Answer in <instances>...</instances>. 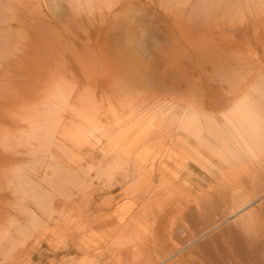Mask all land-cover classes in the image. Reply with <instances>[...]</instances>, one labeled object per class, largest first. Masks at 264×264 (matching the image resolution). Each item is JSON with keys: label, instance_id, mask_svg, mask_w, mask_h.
Wrapping results in <instances>:
<instances>
[{"label": "rangeland", "instance_id": "obj_1", "mask_svg": "<svg viewBox=\"0 0 264 264\" xmlns=\"http://www.w3.org/2000/svg\"><path fill=\"white\" fill-rule=\"evenodd\" d=\"M222 2L244 13L237 0ZM190 4L201 11L200 0H141L116 35L89 5L91 35L83 39L119 83L69 77L70 98L56 105L51 127L24 133L20 159L7 152L0 264H264V25L255 38L237 15L212 40L218 31L167 18ZM170 35L185 70L167 67L178 86L165 87L157 56ZM129 61L153 63L148 83L125 79ZM198 119L229 129L223 157L193 136Z\"/></svg>", "mask_w": 264, "mask_h": 264}, {"label": "bare ground", "instance_id": "obj_2", "mask_svg": "<svg viewBox=\"0 0 264 264\" xmlns=\"http://www.w3.org/2000/svg\"><path fill=\"white\" fill-rule=\"evenodd\" d=\"M75 1L77 2L78 0ZM104 1L108 2L105 3ZM145 1L147 2L148 0ZM200 1L201 4L198 6L201 7V11H194L190 4L178 11H167V18L170 19L174 24H180L186 18L190 21L193 20L194 22L200 24L199 26L202 29L210 33L211 31L212 33L218 31L221 26L225 27L230 25L232 19H238L235 18L237 15L239 16V11L236 10L237 8L231 7L226 3L224 4L222 0ZM237 1L239 2L238 9H242L244 13H246L245 17L243 15L244 13L241 11L243 14L239 16L240 20L243 21L242 23L245 22L253 25L252 29L257 31L254 37L258 38L260 36L261 26L264 25V0ZM83 2H86L92 6L98 5V8L100 9V11L98 10L99 17L102 23H104L108 28V34L116 35L114 34L117 32H115V30H118V28L121 29L120 24L116 23L120 21L128 22V24L125 23L126 25L133 23L132 18L135 16L132 12L133 8L136 4H140L141 0H83ZM77 3L79 4V2ZM75 4L76 3H74L72 0H0V28L6 24H9L5 31H0L1 193H3L5 190L3 189V186L4 188L7 187L5 186L7 184H5V181L9 180L7 179V169L5 166L7 165L5 163H9L6 159L8 156L7 152L10 153L14 151L12 154L17 153L14 156L16 157L18 153H21L19 149L22 145L24 133L29 131V133L36 134V132L38 133V130H40L42 126H44L46 129L51 127V123L54 122L56 105H59L58 102L60 101L68 102L69 99L65 101V98H70L69 93H66V88L69 86V77L76 76L80 80L83 79V82L85 81L86 83L89 80V76H91L92 79L90 80H92L94 84L103 83L102 85L99 84L98 86L108 85L107 87L110 88L111 86L116 87L119 83L118 78L110 77L106 73L104 74L106 67L105 62L100 57L101 55L99 56L97 54H93L92 52L90 53L88 51L90 47V41L87 42L89 45H86V40L83 39L84 36L87 37L88 35H91V29H88V24L91 22V17L89 16L88 12L93 7H89V5H86L85 7H77ZM141 6L142 8H147L145 4H141ZM82 14H86L85 21H83L81 17ZM83 22H86V24ZM54 26L55 28L53 29ZM242 32L244 34L246 31ZM94 33L100 36L104 33V30H95ZM212 33L211 35L213 36ZM182 34L183 33H181V35ZM221 34L222 32L218 31L217 33H214V36L210 39L213 40L214 38L216 40L223 36H221ZM69 35H73L74 40L73 38H70ZM186 36L187 40L188 38H191L189 37L190 35ZM171 37L172 36L170 35L168 38L169 40L165 43L166 45L163 44L166 46V48H164L162 51L163 53L161 51H159V54L156 53L159 55V57L156 55L157 58L162 60L161 63L163 66L161 67H164L162 68V79H164L163 84L165 87H172L173 85L178 86V84L172 82L175 81V79L172 77L170 78V76L167 74L168 70L165 71L167 67L170 70H185V65L178 64L175 55L177 51L181 49L178 45L180 41H178L177 38L171 39ZM21 40L29 41L25 42L28 46L31 41L29 48L32 50V53L26 55L27 51H24L25 53L22 52L23 46L20 44ZM187 40L186 42H188L190 39L188 41ZM192 40L195 39L192 38ZM167 43L169 45H173V51H171V49L169 50V45H167ZM187 53L188 52L186 51V54ZM99 59L103 61L102 65ZM127 65L128 66L125 68L123 73L126 80L135 83L142 82L143 84L149 82V73L153 68V63L151 61H147L144 66L141 64L133 65L130 61L127 62ZM80 80H78V82ZM181 82V80H178V83ZM65 84L67 85L65 86ZM83 87H85L84 84ZM88 88L89 87L86 86L87 90ZM86 89H83V96L87 93ZM94 89L95 88H93V90ZM108 90L110 91L109 88ZM112 90L113 89H111V92ZM103 91H100L99 87V94L102 92L103 95ZM114 91L112 93H114L116 95L114 97L117 98L118 91L116 88ZM89 92H91V94L94 93L92 89H90ZM107 92H104V94H107ZM87 94H89V96L91 95L90 93ZM114 94H111V97ZM83 96L81 97L83 98ZM100 97L102 100L103 96ZM106 97L107 96L105 95V98ZM87 98L88 97L82 99L84 100L83 104L85 102L88 104L90 102L92 103L91 97L88 99ZM84 105H86V103ZM90 106L92 107V104ZM86 115L88 116L89 114H84L82 117H87ZM47 122H49V127H47ZM41 124L43 125L41 126ZM30 147L31 150L35 148L33 145H30ZM19 157H16V159ZM13 159L15 161V158ZM67 175L68 172L63 170V174L62 176L60 175V177L63 179ZM54 179L55 177L53 178V181ZM79 181H81V179ZM3 195L4 193L0 196V217H2L1 213H4L5 211L3 207L5 206ZM2 219L0 220L1 244L4 242V240H6L4 235L7 234V227L4 223V220Z\"/></svg>", "mask_w": 264, "mask_h": 264}, {"label": "crops", "instance_id": "obj_3", "mask_svg": "<svg viewBox=\"0 0 264 264\" xmlns=\"http://www.w3.org/2000/svg\"><path fill=\"white\" fill-rule=\"evenodd\" d=\"M224 114L225 113H223L221 116L224 117ZM231 114L232 113L229 114V117H226L227 120H230V117L233 116ZM195 124L197 125V127L195 125L194 129H192L193 136L197 138L200 144L204 145L206 149L210 150V155L223 157L225 153H228L227 148L229 147V129H226L227 127H225L223 123L198 119L196 120ZM222 143H224V148L220 147V144ZM222 150H224L225 152Z\"/></svg>", "mask_w": 264, "mask_h": 264}]
</instances>
